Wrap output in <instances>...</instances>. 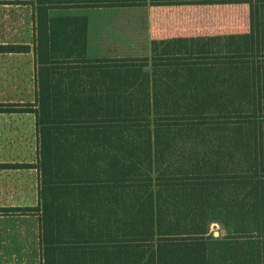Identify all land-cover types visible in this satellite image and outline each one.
Wrapping results in <instances>:
<instances>
[{"label": "crops", "instance_id": "obj_1", "mask_svg": "<svg viewBox=\"0 0 264 264\" xmlns=\"http://www.w3.org/2000/svg\"><path fill=\"white\" fill-rule=\"evenodd\" d=\"M257 41L264 0H0V264H118L140 163L232 138L153 108L264 91ZM43 90L52 125L83 124L51 130L46 168Z\"/></svg>", "mask_w": 264, "mask_h": 264}, {"label": "trees", "instance_id": "obj_2", "mask_svg": "<svg viewBox=\"0 0 264 264\" xmlns=\"http://www.w3.org/2000/svg\"><path fill=\"white\" fill-rule=\"evenodd\" d=\"M260 50L264 42H252V51ZM234 93L235 101L228 105L196 103L192 92L185 103L172 100L171 106L153 108L156 120L173 119L176 125L187 120L182 125L190 129L203 125L232 138L212 140L216 153L147 156L149 163H140L137 236L108 244L115 247L118 264H264V91ZM40 101L46 168L51 130L82 129L83 124L52 125L45 90ZM150 111L139 108L140 115ZM142 120L140 116V129L150 130L149 121ZM227 144V151L220 149ZM214 223L225 233L216 235Z\"/></svg>", "mask_w": 264, "mask_h": 264}, {"label": "rangeland", "instance_id": "obj_3", "mask_svg": "<svg viewBox=\"0 0 264 264\" xmlns=\"http://www.w3.org/2000/svg\"><path fill=\"white\" fill-rule=\"evenodd\" d=\"M211 230L215 233V232H217V233H225L224 232V230L221 228V226L218 224V223H214V224H212V226H211Z\"/></svg>", "mask_w": 264, "mask_h": 264}, {"label": "water", "instance_id": "obj_4", "mask_svg": "<svg viewBox=\"0 0 264 264\" xmlns=\"http://www.w3.org/2000/svg\"><path fill=\"white\" fill-rule=\"evenodd\" d=\"M215 234L217 235V234H219V233L215 232Z\"/></svg>", "mask_w": 264, "mask_h": 264}]
</instances>
